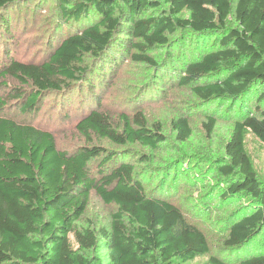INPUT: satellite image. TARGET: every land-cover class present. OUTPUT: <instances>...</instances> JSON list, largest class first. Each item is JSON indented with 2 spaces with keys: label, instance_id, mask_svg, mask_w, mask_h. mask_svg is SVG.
<instances>
[{
  "label": "trees",
  "instance_id": "obj_1",
  "mask_svg": "<svg viewBox=\"0 0 264 264\" xmlns=\"http://www.w3.org/2000/svg\"><path fill=\"white\" fill-rule=\"evenodd\" d=\"M43 1L49 0H0V27L9 31L15 13ZM54 1L74 31L38 62L0 60V88L11 90L0 95V264H181L209 253L205 233L172 199L183 157L156 166V186L146 190L132 163H112L117 152L97 145L61 150L52 131L6 113L10 97L28 113L52 96L60 118L79 114L73 129L87 143L96 136L155 150L165 140L162 125H150L142 109L114 118L96 106L124 59L154 71L158 62L150 54L159 47L179 53L166 65L176 70L174 84L188 88L206 112L207 137L220 118L219 109H208L227 103L231 131L224 157L212 159L225 184L219 196L247 198L223 241L228 255H210L204 264H264V177L244 147L245 130L264 143V0ZM8 79L20 86H7ZM171 127L179 142L192 135L185 115ZM92 190L115 207L108 228L75 225Z\"/></svg>",
  "mask_w": 264,
  "mask_h": 264
},
{
  "label": "rangeland",
  "instance_id": "obj_2",
  "mask_svg": "<svg viewBox=\"0 0 264 264\" xmlns=\"http://www.w3.org/2000/svg\"><path fill=\"white\" fill-rule=\"evenodd\" d=\"M57 8L54 0L38 4L30 2L22 11L15 13L14 17L17 20L9 31L0 27V60L38 62L45 59L51 53L54 44L74 31V28H69L62 22ZM188 15L189 12L186 10L181 12L182 17ZM230 24L236 25L232 20ZM172 49L159 47L150 54L158 62L154 71L144 63L127 62L128 59H124L123 64L116 68L109 85L100 92V104L96 106L109 112L114 118L122 111L134 112L142 109L150 125L155 123L162 125L165 140L159 143L155 150L139 144L119 146L96 136L87 143L73 129L79 114L70 110L67 118H60L57 109L52 110L54 107L52 96L42 98L36 110L28 113L19 111L14 104L15 101L10 97L8 99L10 108L6 113L16 120H26L52 131L61 150L70 151L80 145H97L108 152H117L112 163H132L138 180L146 190L156 186L158 181L156 166L171 161L173 157H183L176 165L179 166V177H183L181 186L174 189L172 199L183 211L188 222L198 226L205 233L210 250L207 254L196 256L181 264H204L210 255L220 257L228 255L223 241L228 234L230 223L236 218L238 209L244 205L247 198L239 197L231 202H225L219 196L225 184L214 169L212 159L224 157L222 145L231 131L230 117L223 114L227 103H217L208 109L211 113L219 109L220 118L211 138L207 137L202 126L206 112L199 107V101L188 88L174 84L176 70L166 65L170 57L176 58L179 54ZM5 82L9 87L20 86L11 79ZM9 91L11 92L8 87H1L0 95H5ZM76 97L75 93L72 96L75 101L71 105L77 104ZM178 115L187 116L192 128V135L184 143L175 139V132L171 127V120ZM244 147L258 177L263 178L264 143L249 130H245ZM129 150L131 152H127ZM142 154L147 157L146 161L138 160ZM192 155L200 158H192ZM98 161L92 162L93 174H97ZM114 209V205L105 204L92 190L86 211L75 225L80 229L108 228L110 214ZM94 253L105 258V251L95 250Z\"/></svg>",
  "mask_w": 264,
  "mask_h": 264
}]
</instances>
